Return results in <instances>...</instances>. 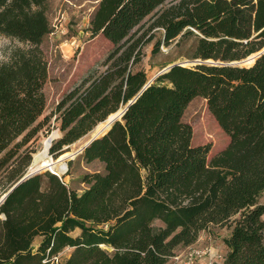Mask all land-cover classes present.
<instances>
[{"label":"trees","instance_id":"trees-1","mask_svg":"<svg viewBox=\"0 0 264 264\" xmlns=\"http://www.w3.org/2000/svg\"><path fill=\"white\" fill-rule=\"evenodd\" d=\"M47 9L48 0H0V35L28 45L0 65V197L51 118L56 159L137 94L149 80L139 66L146 44L203 62L158 76L85 148L82 159L103 169L83 174L80 192L50 171L11 191L0 205V264H166L216 226L230 229L224 264H264V54L228 64L264 47V0H100L88 30L112 44L104 70L45 115ZM195 97L230 138L211 160V144L193 145L183 121Z\"/></svg>","mask_w":264,"mask_h":264},{"label":"rangeland","instance_id":"rangeland-1","mask_svg":"<svg viewBox=\"0 0 264 264\" xmlns=\"http://www.w3.org/2000/svg\"><path fill=\"white\" fill-rule=\"evenodd\" d=\"M99 1L48 0L47 16L50 21L51 32L44 37L41 44L48 64V76L43 87L46 97L45 115L50 114L64 94L78 86L94 68H97L99 72L104 70L101 63L112 49V44L102 34L92 36L88 30L90 20ZM27 47L28 45L24 42L0 35V65L10 60L15 49ZM153 50L154 42L143 47L142 61L139 65L146 71L149 79L163 69V65L185 61L184 58L176 57L173 46L162 45L156 53H153ZM107 118L98 122L93 129L71 144L68 151L73 153L79 150L106 122ZM183 121L192 127L191 141L193 145L211 144L208 160H211L218 152L228 146L230 138L208 110L204 98L195 97L191 100L184 112ZM52 134H56L55 139L61 136L59 123L54 117L51 118L49 124L39 133L38 139L30 147V149L33 148L31 162L21 176L29 171L35 154L42 147V140ZM49 155L52 156L50 153ZM81 156L82 154H79L67 160V170L65 174L60 175L70 188L78 192L85 188V184L81 181L83 174L103 169V164L100 161L86 162ZM45 171L47 170H41L39 173ZM260 201L264 202V193ZM229 235L230 229L227 227L216 226L201 231L194 244L179 248L166 264H224L228 252L225 239ZM38 240L35 242L37 243ZM194 250L203 253L190 261L189 254ZM71 252L72 248H65L58 255L57 260H64Z\"/></svg>","mask_w":264,"mask_h":264},{"label":"water","instance_id":"water-1","mask_svg":"<svg viewBox=\"0 0 264 264\" xmlns=\"http://www.w3.org/2000/svg\"><path fill=\"white\" fill-rule=\"evenodd\" d=\"M264 54V47L261 48L259 51L252 53L251 55L241 59V60H236V61H231L228 64L230 65H239V66H251L253 65L256 60L261 57ZM202 60L196 59V60H185L183 63L181 62H174L171 63L169 65H167L166 67H164L163 69H161L160 71H158L152 78H150L143 86L142 88L137 92V94L131 99L129 100V102L121 109H119L117 112L114 113L113 116H111L108 120V122L100 129L98 130L96 133H94L88 140L87 142L76 152L70 153L68 151L70 145L66 146L65 148H63V150L61 151V153L58 155V157L56 159H54L52 156L50 157V164H52L54 161H57V159L66 154L63 158V160H65V165L67 160L72 159L74 156H77L79 154H82L83 151L85 150V148L87 146H89L95 139L105 135L110 128L112 127V125L119 119H121V117L125 114V112L127 111L128 107L134 102L136 101V99L154 82V80L160 76L161 74L167 72L169 69H171L173 66L175 65H193V64H197V63H202ZM205 62H211V60H206ZM221 64H223V62H219ZM55 138L52 139V141ZM51 147V145H50ZM50 151V148H49ZM48 151V152H49ZM47 171H50L51 173H54L56 175H58L57 173L53 172L51 170V168H47L45 169ZM41 170L38 171H29L27 173H25L23 176H21L9 189L7 192H5L1 197H0V205L4 202V200L6 199V197L8 196V194L13 191L17 186H19L21 183H23L24 181H26L27 179H29L30 177H32L33 175L39 173Z\"/></svg>","mask_w":264,"mask_h":264},{"label":"bare ground","instance_id":"bare-ground-1","mask_svg":"<svg viewBox=\"0 0 264 264\" xmlns=\"http://www.w3.org/2000/svg\"><path fill=\"white\" fill-rule=\"evenodd\" d=\"M113 114H111L106 122L98 129L100 130L109 120V118L111 116H113ZM97 130V131H98ZM56 134H52L50 136L45 137L42 140V147L41 149L35 154L34 160L32 165L30 166V171H38V170H45L47 168H51V170L55 173H57L58 175H63L65 174L66 170H67V166L65 165V160H63L64 155L60 156L57 161H54L52 164H50V155H49V148L50 145L52 144V139L55 138Z\"/></svg>","mask_w":264,"mask_h":264},{"label":"built area","instance_id":"built-area-1","mask_svg":"<svg viewBox=\"0 0 264 264\" xmlns=\"http://www.w3.org/2000/svg\"><path fill=\"white\" fill-rule=\"evenodd\" d=\"M203 252L202 251H199V250H194L192 251L190 254H189V259L190 261H192V259L195 257V256H199L201 255Z\"/></svg>","mask_w":264,"mask_h":264}]
</instances>
